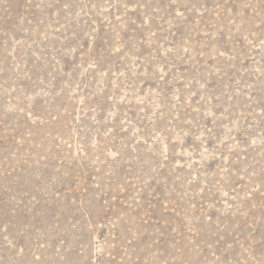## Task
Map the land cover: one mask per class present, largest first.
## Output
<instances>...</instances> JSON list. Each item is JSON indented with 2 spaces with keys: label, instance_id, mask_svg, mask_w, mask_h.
Segmentation results:
<instances>
[{
  "label": "rangeland",
  "instance_id": "1",
  "mask_svg": "<svg viewBox=\"0 0 264 264\" xmlns=\"http://www.w3.org/2000/svg\"><path fill=\"white\" fill-rule=\"evenodd\" d=\"M0 264H264V0H0Z\"/></svg>",
  "mask_w": 264,
  "mask_h": 264
}]
</instances>
